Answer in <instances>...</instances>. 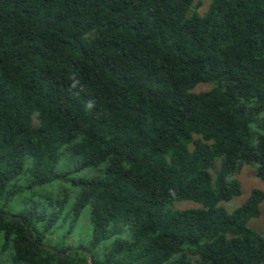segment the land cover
Masks as SVG:
<instances>
[{"label":"trees","instance_id":"16d2710c","mask_svg":"<svg viewBox=\"0 0 264 264\" xmlns=\"http://www.w3.org/2000/svg\"><path fill=\"white\" fill-rule=\"evenodd\" d=\"M194 1L0 0L3 260L264 264V191L226 205L264 182V0Z\"/></svg>","mask_w":264,"mask_h":264},{"label":"rangeland","instance_id":"374dc122","mask_svg":"<svg viewBox=\"0 0 264 264\" xmlns=\"http://www.w3.org/2000/svg\"><path fill=\"white\" fill-rule=\"evenodd\" d=\"M209 0H195L194 3H200L201 7L198 9L199 13H203L206 10V7L208 5ZM201 89V88H200ZM69 153H67L66 151H61L59 154V164L57 167V174H59L62 171L65 170H71L73 171V173L70 175V179L74 180V181H78L81 179H91L94 177H97L100 175L101 170L100 169H93V168H85V169H80L77 171L75 170V161H70L69 160ZM218 165V164H217ZM256 169L255 167L252 166H243L241 168V170L239 171V173L236 175L235 179L239 182L240 187H241V194L239 197H236L234 199H232L230 202L226 203V205H228L229 208H236L238 206H240L241 204H243L246 199L248 198L250 192L254 189H259L264 191V182H262L261 180H259L256 177V173H255ZM73 191V186L70 183L67 182H61L59 180H55L53 181L51 184L49 185H45L43 187H39L36 189V194L39 196L44 197L46 195L47 192L50 193V196L46 197L47 198H52V202L54 204L55 202V198H57L59 196V194H66V195H70L71 192ZM36 199H39L36 198ZM39 203V202H38ZM36 203V204H38ZM27 201L26 204L27 205ZM14 206L9 208H5L4 211L5 213H9V214H13L14 212L18 211V205L17 203L13 204ZM195 205L192 203H185V204H180L177 205L178 208H188V207H194ZM20 207H23V204L20 205ZM33 207V206H32ZM41 207V206H40ZM260 209V215L257 218H253L248 222V226L253 229L255 232L261 234L264 236V201L263 203L260 205L259 207ZM56 210V209H55ZM89 226V215L87 213V210H84L81 213V216L77 222V225L75 226V229L77 228L78 231L75 232L76 235H84V229H87ZM75 238V234H71L67 244H71L72 240ZM0 264H9V262L3 260V257L0 256Z\"/></svg>","mask_w":264,"mask_h":264}]
</instances>
